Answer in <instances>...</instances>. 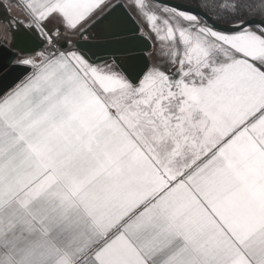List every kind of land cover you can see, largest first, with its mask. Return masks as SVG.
I'll list each match as a JSON object with an SVG mask.
<instances>
[{"label": "snow or ice", "instance_id": "obj_1", "mask_svg": "<svg viewBox=\"0 0 264 264\" xmlns=\"http://www.w3.org/2000/svg\"><path fill=\"white\" fill-rule=\"evenodd\" d=\"M0 264H264V0H0Z\"/></svg>", "mask_w": 264, "mask_h": 264}, {"label": "water", "instance_id": "obj_2", "mask_svg": "<svg viewBox=\"0 0 264 264\" xmlns=\"http://www.w3.org/2000/svg\"><path fill=\"white\" fill-rule=\"evenodd\" d=\"M166 2H174L173 0H166Z\"/></svg>", "mask_w": 264, "mask_h": 264}, {"label": "trees", "instance_id": "obj_3", "mask_svg": "<svg viewBox=\"0 0 264 264\" xmlns=\"http://www.w3.org/2000/svg\"><path fill=\"white\" fill-rule=\"evenodd\" d=\"M174 1V0H173Z\"/></svg>", "mask_w": 264, "mask_h": 264}]
</instances>
